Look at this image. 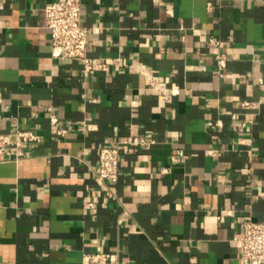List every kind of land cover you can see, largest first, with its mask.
Returning a JSON list of instances; mask_svg holds the SVG:
<instances>
[{
  "label": "crops",
  "instance_id": "crops-1",
  "mask_svg": "<svg viewBox=\"0 0 264 264\" xmlns=\"http://www.w3.org/2000/svg\"><path fill=\"white\" fill-rule=\"evenodd\" d=\"M54 1L0 0V264H235L264 220V0H80L89 63L52 55Z\"/></svg>",
  "mask_w": 264,
  "mask_h": 264
},
{
  "label": "built area",
  "instance_id": "built-area-1",
  "mask_svg": "<svg viewBox=\"0 0 264 264\" xmlns=\"http://www.w3.org/2000/svg\"><path fill=\"white\" fill-rule=\"evenodd\" d=\"M45 26L50 31L51 52L54 57L63 59H75L83 63H89L88 56V28L83 24L80 0H57L45 7ZM209 42L217 44L213 52L220 70L227 65V54L219 50V42L210 38ZM98 63V66H102ZM151 86L165 99L168 98V89L154 75L148 77ZM249 106L250 102H244ZM56 122V119L53 118ZM248 125V124H247ZM65 132L64 127L57 130L58 134ZM17 143L23 138L36 139L32 131H16ZM10 140L8 134H0V151L3 144ZM139 142L137 139H126L117 145L107 144L100 148L99 165L96 177L99 183L105 187V192L113 196L111 186L119 180L120 155L127 152L132 144ZM209 153L216 154L215 149H209ZM174 160L179 158L174 157ZM87 207H93L94 203H87ZM236 239L241 244V252L235 264H264V220H247L243 223L241 231ZM82 264H121V258L117 253L98 252L84 254Z\"/></svg>",
  "mask_w": 264,
  "mask_h": 264
}]
</instances>
